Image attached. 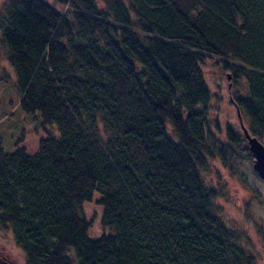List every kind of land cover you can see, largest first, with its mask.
I'll use <instances>...</instances> for the list:
<instances>
[{
    "label": "trees",
    "instance_id": "1",
    "mask_svg": "<svg viewBox=\"0 0 264 264\" xmlns=\"http://www.w3.org/2000/svg\"><path fill=\"white\" fill-rule=\"evenodd\" d=\"M0 29L20 108L59 131L0 147V231L24 264H256L203 176L234 144L252 155L231 123L211 129L201 64L227 71L260 140L264 0H2ZM94 192L113 231L92 238Z\"/></svg>",
    "mask_w": 264,
    "mask_h": 264
},
{
    "label": "rangeland",
    "instance_id": "2",
    "mask_svg": "<svg viewBox=\"0 0 264 264\" xmlns=\"http://www.w3.org/2000/svg\"><path fill=\"white\" fill-rule=\"evenodd\" d=\"M1 3L2 0L0 6ZM56 6L61 8L59 4ZM6 52L0 29V147L4 151H12L17 146H23L28 154H33L40 138L46 137L48 133L57 135L59 131L55 124L43 125L38 111L27 113L20 108L16 76L5 58ZM201 68L208 88L215 94L212 103L215 111L210 113L209 119L211 129L216 130L212 122L217 117L220 127L223 128L229 122L242 133L236 108L228 99L230 77H227V71L210 57L201 64ZM240 119L245 125L244 117ZM220 138L223 139V136ZM260 141L264 144V133ZM231 147L228 164L224 165L217 159L211 160L203 176L208 184L220 188V196L215 200L218 213L227 224L245 233V242L254 253L256 264H264V180L245 157L244 144ZM99 197L100 194L94 192L92 199L83 203L84 213L90 221L88 235L92 238L113 231L100 224L102 206L96 202ZM0 264H24L21 250L12 236L3 231H0Z\"/></svg>",
    "mask_w": 264,
    "mask_h": 264
},
{
    "label": "water",
    "instance_id": "3",
    "mask_svg": "<svg viewBox=\"0 0 264 264\" xmlns=\"http://www.w3.org/2000/svg\"><path fill=\"white\" fill-rule=\"evenodd\" d=\"M229 77V75H227ZM236 112L239 117V124L242 130V133L247 141L248 149L252 155V167L257 175L264 180V144L256 137L252 136L247 128L243 125L239 109L236 107Z\"/></svg>",
    "mask_w": 264,
    "mask_h": 264
}]
</instances>
